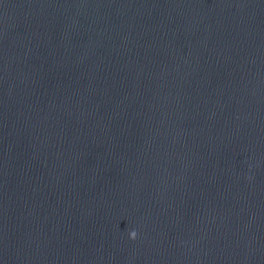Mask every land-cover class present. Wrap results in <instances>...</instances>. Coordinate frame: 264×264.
I'll return each instance as SVG.
<instances>
[{
	"label": "water",
	"instance_id": "water-1",
	"mask_svg": "<svg viewBox=\"0 0 264 264\" xmlns=\"http://www.w3.org/2000/svg\"><path fill=\"white\" fill-rule=\"evenodd\" d=\"M0 264H264V0H0Z\"/></svg>",
	"mask_w": 264,
	"mask_h": 264
},
{
	"label": "clouds",
	"instance_id": "clouds-1",
	"mask_svg": "<svg viewBox=\"0 0 264 264\" xmlns=\"http://www.w3.org/2000/svg\"><path fill=\"white\" fill-rule=\"evenodd\" d=\"M130 235H131V238L132 239H135L137 237L138 233H137L136 230H132L131 233H130Z\"/></svg>",
	"mask_w": 264,
	"mask_h": 264
}]
</instances>
